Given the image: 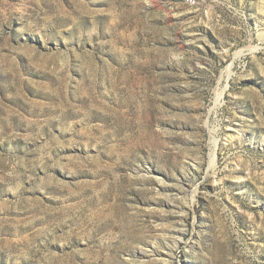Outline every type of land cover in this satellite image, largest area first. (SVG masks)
<instances>
[{
    "label": "rangeland",
    "instance_id": "1",
    "mask_svg": "<svg viewBox=\"0 0 264 264\" xmlns=\"http://www.w3.org/2000/svg\"><path fill=\"white\" fill-rule=\"evenodd\" d=\"M0 264H264V0H0Z\"/></svg>",
    "mask_w": 264,
    "mask_h": 264
},
{
    "label": "built area",
    "instance_id": "2",
    "mask_svg": "<svg viewBox=\"0 0 264 264\" xmlns=\"http://www.w3.org/2000/svg\"><path fill=\"white\" fill-rule=\"evenodd\" d=\"M188 4L192 5L196 2V0H187Z\"/></svg>",
    "mask_w": 264,
    "mask_h": 264
},
{
    "label": "bare ground",
    "instance_id": "3",
    "mask_svg": "<svg viewBox=\"0 0 264 264\" xmlns=\"http://www.w3.org/2000/svg\"><path fill=\"white\" fill-rule=\"evenodd\" d=\"M215 155V154H214ZM213 161H214V159H213Z\"/></svg>",
    "mask_w": 264,
    "mask_h": 264
}]
</instances>
